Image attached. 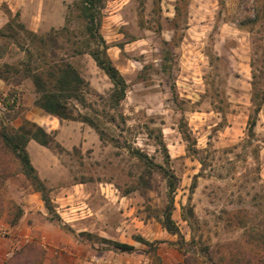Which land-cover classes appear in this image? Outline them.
<instances>
[{"label":"rangeland","instance_id":"1","mask_svg":"<svg viewBox=\"0 0 264 264\" xmlns=\"http://www.w3.org/2000/svg\"><path fill=\"white\" fill-rule=\"evenodd\" d=\"M69 1L60 57L85 48L87 41L80 0ZM177 2L105 0L99 33L128 85L119 105L111 98V81L90 55L71 59L90 84L86 106L76 108L105 135L101 140L87 124L52 116L57 144L47 149L55 154V173L45 180L53 187L55 229L98 251L115 249L105 238L145 246L133 254L148 256L149 264H264V106L249 136L252 63L261 70L264 59V0ZM7 44L0 69L27 59L12 41ZM167 47L174 51L170 73L162 68ZM12 108L10 116L22 118L23 98ZM6 110L0 103V112ZM30 151L36 160L38 153ZM7 152L0 148L4 182L12 178L21 189L36 192ZM39 161L51 166L49 159ZM3 197V211L16 222L22 209L11 205L10 190ZM171 205L180 235L164 226ZM137 238L158 242L155 254ZM33 246L38 253L21 264L68 261L57 260L58 250Z\"/></svg>","mask_w":264,"mask_h":264},{"label":"trees","instance_id":"2","mask_svg":"<svg viewBox=\"0 0 264 264\" xmlns=\"http://www.w3.org/2000/svg\"><path fill=\"white\" fill-rule=\"evenodd\" d=\"M189 0H179L181 4H187ZM177 2V4H179ZM105 0H80V15L84 20L83 36L87 37L85 48L73 49L71 54L60 57L59 52L63 51L60 44L61 36L67 33V28L53 29L51 32L40 35L31 32L13 18L0 29V60L4 58L8 50L7 41H12L21 50L27 54V59L18 64H4L0 69V80L4 81L9 89L7 96L0 94V103L7 106L5 112H0V148H6L21 164L23 174L30 180L35 191L42 194V201L50 214H53L51 220L55 221L54 206L49 196V188L39 177L27 150L28 143L35 141L45 148L55 146V135L48 133L44 128L36 123L24 120L19 127L13 125L16 120L10 113L16 106L17 99L23 97L28 90H33L36 99L35 106L45 113L58 118L61 121L81 122L94 128L99 134L101 140L104 139V131L96 123L84 116L76 108V105L86 106V95L89 92L90 84L81 75L79 70L72 63L74 56L88 54L92 57L97 67L105 73L113 85L112 100L119 105L126 97L128 85L125 77L115 67L107 51L109 49L106 41L99 33L103 19V10ZM179 11V5L177 6ZM256 12V18L259 19L260 13ZM256 21L253 25H256ZM27 39L25 46L23 41ZM93 48H92V47ZM69 55V56H68ZM161 58L162 68L165 73L173 70L174 51L167 47L162 49ZM255 66L252 63V88L253 94L251 102L253 112L249 118V136L254 137L258 117L264 106V59L262 65ZM29 81V82H28ZM27 84V88L25 85ZM14 98L13 102L12 99ZM182 130H184L182 128ZM187 140L190 134L182 131ZM57 144V143H56ZM139 158H147L139 151L135 152ZM172 177V174H167ZM169 188L172 193L175 192V186L169 182ZM172 203L173 200L171 199ZM172 205L165 216L164 226L171 235H180L174 220L172 219ZM188 219V218H185ZM190 221V220H189ZM86 238H93V234L85 233ZM140 243L147 245L149 250L155 254V246L158 244L150 243L143 238H137ZM111 244L121 253H133L135 248L131 245L119 243L111 240H104ZM39 251L35 246H29L22 249L11 259L8 264H21V259L26 262L33 259ZM20 262V263H18Z\"/></svg>","mask_w":264,"mask_h":264},{"label":"crops","instance_id":"3","mask_svg":"<svg viewBox=\"0 0 264 264\" xmlns=\"http://www.w3.org/2000/svg\"><path fill=\"white\" fill-rule=\"evenodd\" d=\"M70 1L68 0H0V29L17 18L27 30L36 34L44 35L53 29H60L65 26L68 17ZM9 89L5 82L0 80V93H8ZM23 94L25 110L23 117L16 119L13 123L19 127L24 120L36 123L44 128L48 133L55 135V121L53 117L35 106L36 95L33 90ZM37 143V142H36ZM41 146V145H40ZM35 141H30L27 146L31 161L39 175L46 183L47 187L53 190L45 176L55 173V154L51 151L41 150ZM43 147V146H42ZM31 148L38 153L36 160L33 159ZM8 153V152H7ZM3 155H0V158ZM50 160L51 166H41L38 160ZM37 162V163H36ZM1 163V162H0ZM8 168H6L7 170ZM4 168L0 164V264L8 262L22 249L41 244L46 249L56 251L57 260L61 261L63 256L68 257L65 263L63 260L59 264H149L150 258L140 253H121L116 249L98 251L88 242L80 243L70 237V235L59 228L55 229V221L48 218L45 206L39 193L30 191L27 187L14 184L12 178L4 182ZM22 177V174H21ZM10 190L12 192V206H20V216L16 222H9L10 217L3 208L7 206V200L3 193ZM15 203V204H14ZM95 212V209H93ZM90 212V211H89ZM92 215V214H91ZM91 217V216H90ZM93 232V231H91ZM101 237H106L102 234ZM107 239V238H105ZM114 241V240H112ZM138 249L136 243H125ZM46 258V257H45ZM47 259V258H46Z\"/></svg>","mask_w":264,"mask_h":264}]
</instances>
